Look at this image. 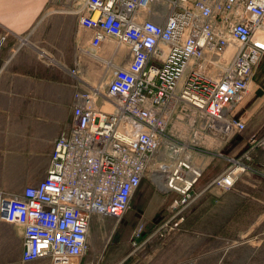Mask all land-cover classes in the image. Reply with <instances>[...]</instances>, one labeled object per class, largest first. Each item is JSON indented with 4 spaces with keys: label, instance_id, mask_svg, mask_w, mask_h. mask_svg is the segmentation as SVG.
I'll use <instances>...</instances> for the list:
<instances>
[{
    "label": "built area",
    "instance_id": "built-area-1",
    "mask_svg": "<svg viewBox=\"0 0 264 264\" xmlns=\"http://www.w3.org/2000/svg\"><path fill=\"white\" fill-rule=\"evenodd\" d=\"M67 1L88 33L81 50L101 72L73 91L70 125L55 137L43 176L19 192L0 189V225L20 227L22 262L79 264L91 219L111 218L114 228L145 177L170 198L167 222L182 212L201 172L196 138L223 141L244 129L235 111L264 54L254 39L264 0ZM248 157H228L211 182L232 187ZM87 264L111 263L92 255Z\"/></svg>",
    "mask_w": 264,
    "mask_h": 264
},
{
    "label": "crops",
    "instance_id": "crops-1",
    "mask_svg": "<svg viewBox=\"0 0 264 264\" xmlns=\"http://www.w3.org/2000/svg\"><path fill=\"white\" fill-rule=\"evenodd\" d=\"M62 5L70 4L67 0H0V36H4L0 49L1 190L19 192L43 176L55 137L70 125L73 91L93 84L95 70L88 69L81 50L88 33L76 26L73 12L61 10ZM27 34L28 40L20 38ZM99 53L109 54L108 43L102 44ZM235 116L245 121L244 129L223 140L216 150L193 154L201 172L191 188L190 240L197 259L206 264H230V245L243 243L247 248L232 258L244 264H264V54ZM244 152L249 155L244 163L250 169L240 172L232 187L211 182L227 165L228 157ZM150 217L145 208H134L128 222L118 221L117 240L108 242L112 247L107 252L109 259L117 263L133 256L136 247H129L132 229L124 230L128 224L133 228L137 220L146 229ZM0 232L14 238L21 248L20 227L1 223ZM218 240H224L221 246ZM6 261L49 264L46 258L22 262L20 254L0 253V264Z\"/></svg>",
    "mask_w": 264,
    "mask_h": 264
},
{
    "label": "rangeland",
    "instance_id": "rangeland-1",
    "mask_svg": "<svg viewBox=\"0 0 264 264\" xmlns=\"http://www.w3.org/2000/svg\"><path fill=\"white\" fill-rule=\"evenodd\" d=\"M52 3H50L51 5ZM72 7L62 5L61 10H70ZM67 12V11H66ZM263 34V33H262ZM259 33V35H262ZM264 36L261 37L262 40ZM20 38H26L29 39L28 34L26 36H21ZM258 39V36L256 37V41ZM258 40V43L262 40ZM18 43V40H17ZM26 43H21V45ZM260 44V43H259ZM124 46V45H122ZM73 47V46H71ZM88 69H94V75H93V84L99 80V75L101 72V62H96L92 60H88ZM210 138V139H209ZM214 139V140H212ZM220 141L218 145H215L216 140ZM197 148L205 151H213L219 148L220 144L222 143V140L219 138H212L209 136L208 132H203L202 135L198 138H196ZM210 141V142H208ZM147 180H143L136 192V197L142 195L145 198L144 208L147 211H150L151 217L148 221L147 227L151 228V232L145 236L143 239H139L140 241H137L138 235H134V229L137 228L140 225V229L144 228L142 220H137L132 228V225L127 226L126 230H124L126 233H128L131 229V236H130V245L129 247H135L136 243H141L134 249L133 258L132 261H130L129 264H206L203 260H198L196 257V253H194V250H192L191 245V236L193 234L191 227H190V209L189 204L185 206V208L180 212L179 214H175L173 217L169 219L167 222V219L174 214L173 212H169L167 210V203L169 201V196L163 192H161L160 188L154 183L151 182V180L148 177ZM161 208L162 211L160 212V215L158 214L157 210ZM130 209V207L128 208ZM127 209V210H128ZM163 209L165 211H163ZM126 210V211H127ZM125 211V212H126ZM134 211V207H132L128 213L124 216L125 212L123 213L122 217V223H126L129 221L130 213ZM165 216V219L162 221V216ZM182 215V219L176 224L172 225V222L179 216ZM158 217V219H157ZM112 220L111 218L105 217L102 219H99L97 217H93L90 222L89 227V235L87 237V240L89 242V251L86 255V257H82L79 261V264L85 263L87 264V261L89 258L94 255L98 256L101 261H108L111 264L116 263V259H109L107 252L112 249V247H108V242L111 240H117L116 235L114 238H112V234H116V229L118 228L119 224H116L114 228H111ZM119 223V222H117ZM171 225V227H169ZM139 229V231H140ZM144 230V229H143ZM139 233V232H138ZM14 238H9L3 236V234L0 232V253H16L20 254V246H17ZM132 240L135 241V246L132 244ZM143 240V241H141ZM220 243V246L222 245V242L224 240H218ZM228 241V240H225ZM232 240H230L231 242ZM225 245H227L225 243ZM215 250L219 247V245L215 244ZM247 248L246 243H243L239 246H233L230 245L231 250V260L230 264H244V262H239L238 260L233 259V255L238 253L239 249L245 250ZM124 254V253H122ZM121 254H119L120 256ZM100 262V260H99ZM3 263V262H1ZM4 263L10 264L11 262L6 261ZM117 262L116 264H118ZM256 263V262H252ZM246 264H251L249 262H246Z\"/></svg>",
    "mask_w": 264,
    "mask_h": 264
},
{
    "label": "trees",
    "instance_id": "trees-1",
    "mask_svg": "<svg viewBox=\"0 0 264 264\" xmlns=\"http://www.w3.org/2000/svg\"><path fill=\"white\" fill-rule=\"evenodd\" d=\"M235 134V133H234ZM233 134V135H234ZM143 180H147V178H142L141 180H140V183H139V185L137 186V188H136V190L134 191V193H133V195H132V198H131V200H130V205H129V207L131 208V207H134V208H136L137 210H141V209H143L144 208V203H145V198L142 196V195H140V196H138V197H136V192H137V190H138V188H139V186H140V184H141V182L143 181ZM162 211V209L161 208H159L158 210H157V212H158V214L160 215V212ZM163 211H165L164 209H163ZM165 217H166V215L164 216H162V218H161V220L163 221L164 219H165ZM157 219H158V217H157ZM120 220H121V218H120ZM120 220H119V222H120ZM151 232V228L150 227H148V228H146V229H140V231H139V233H138V237H137V241H140L139 239H143V238H145V236H147L149 233ZM112 236V238H114L115 237V232H114V234H112L111 235ZM132 258H133V256H131V254L130 255H128L127 257H125L122 261H120L118 264H129L130 263V261H132Z\"/></svg>",
    "mask_w": 264,
    "mask_h": 264
},
{
    "label": "bare ground",
    "instance_id": "bare-ground-1",
    "mask_svg": "<svg viewBox=\"0 0 264 264\" xmlns=\"http://www.w3.org/2000/svg\"><path fill=\"white\" fill-rule=\"evenodd\" d=\"M259 33H261V34L263 33V34H262V35H259ZM258 35H259V36H258ZM257 36H258V37H260V36H261V37L264 36V30H257L256 33H255V35H254V39H255V40H256V37H257ZM263 38H264V37H263ZM260 39H261V38H259V40H260ZM261 40H262V39H261ZM257 42H258V40H257ZM260 42H261V43L263 44V46H264V40H262V41H260ZM260 42H259V43H260ZM119 48H120V51H122L123 46L120 45ZM209 139H210V138H209ZM208 142H210V141H208ZM219 143H220L219 140H218V141H217V140L215 141V145H218ZM151 178H152L153 181H156V180H157V179L154 177V175H151ZM156 183L159 185V187H161L159 181H156Z\"/></svg>",
    "mask_w": 264,
    "mask_h": 264
}]
</instances>
